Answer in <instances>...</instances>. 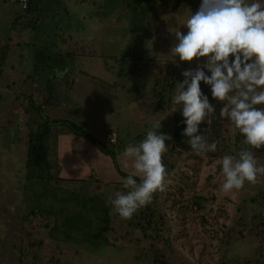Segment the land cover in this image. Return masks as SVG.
Returning a JSON list of instances; mask_svg holds the SVG:
<instances>
[{
  "label": "rangeland",
  "instance_id": "obj_1",
  "mask_svg": "<svg viewBox=\"0 0 264 264\" xmlns=\"http://www.w3.org/2000/svg\"><path fill=\"white\" fill-rule=\"evenodd\" d=\"M129 1L130 5L127 0H28L31 10L39 7L42 15L20 31L11 26L27 10L17 0H0V49L8 42L0 68V264H155L152 255L157 248L165 252L168 264H264V241L243 229L251 227L252 216L264 209V201L250 200L259 189L264 192V175H258L255 184L246 182L241 190L224 193L217 163L223 152L211 163L187 154L163 155L169 166L165 187L149 203L154 219L162 224L146 231L151 237L130 227L128 220L121 221L111 206V229L99 242L93 237V214L102 210V201L90 213H81L80 221L69 218L73 213L63 212L58 203L46 216L44 207L52 204L50 185L41 182L45 192H40L32 186L38 182L26 178L25 143L14 137L27 135L31 96L37 104L46 96L36 72L47 67L59 69L51 80L57 86L52 101L58 104L42 103L35 117L64 121L50 122L44 138L55 173L67 181L91 172L106 183L113 180L101 190L88 183L81 195L107 194L108 200L125 193L118 170L134 171L125 149L138 145L155 120H162L159 131L168 128L172 135L173 104L164 99L157 106L151 95L154 65L173 61L169 51L175 33L187 31L184 23L201 0H181L175 13H163L156 2L144 6L143 0ZM67 120L89 137L74 132ZM109 131L116 132L111 143L117 150L114 160L97 146L107 143ZM231 135L233 130L226 135L231 143L227 153L234 155L237 147ZM257 161L264 165V159ZM67 185L72 189L79 183ZM54 186L64 197V190ZM33 194L39 197L36 205ZM217 207L225 209L227 218ZM40 209L42 214L37 213ZM234 229L244 237L233 232L229 242L228 230Z\"/></svg>",
  "mask_w": 264,
  "mask_h": 264
},
{
  "label": "clouds",
  "instance_id": "obj_2",
  "mask_svg": "<svg viewBox=\"0 0 264 264\" xmlns=\"http://www.w3.org/2000/svg\"><path fill=\"white\" fill-rule=\"evenodd\" d=\"M186 32L175 33L170 55L177 67L183 63L195 67L182 72L172 96L173 112L179 107L185 125L182 135L197 154L215 152L217 143H209L208 119L216 112L211 100L222 102L219 116L229 121L243 136V148L234 155H225L220 164L224 182L221 190H241L245 183H257L264 175V165L251 149L264 147V3L260 0H201L198 9L184 23ZM162 120H155L145 138L128 146L124 156L131 158L133 173L123 181L126 193L117 192L112 207L121 219H131L140 208L151 203L154 193L163 191L166 167L163 154L171 136L159 131ZM110 133V132H109ZM133 176H139L138 183Z\"/></svg>",
  "mask_w": 264,
  "mask_h": 264
},
{
  "label": "trees",
  "instance_id": "obj_3",
  "mask_svg": "<svg viewBox=\"0 0 264 264\" xmlns=\"http://www.w3.org/2000/svg\"><path fill=\"white\" fill-rule=\"evenodd\" d=\"M136 1V0H135ZM145 1V5H151L153 6L156 3V7L160 5L162 8H164L162 11H166V13H175L177 11V8L179 6V3L181 0H143ZM156 2V3H155ZM159 2H161L159 4ZM261 3H264V0H260ZM127 3L130 5V1L127 0ZM40 5V3H39ZM32 7H29L28 2V8L26 9L25 13L18 16V18L15 20L14 24L11 26V28L19 29L20 31L26 30V28L29 26V24H32L31 21L36 22V19L42 15L41 9L36 8L35 10H31ZM147 24H149V21H147ZM150 27V26H149ZM151 29V28H150ZM11 32V31H9ZM28 33L25 31V34ZM28 35V34H27ZM8 42L5 41L2 45V48L0 49V68H2V65L4 61H6L7 53H8ZM12 44V42H11ZM195 67V62L192 64L189 63H183L179 67L176 66L174 61L164 62L160 65H154L155 74L153 78V86L151 89V95L155 99V103L157 106H160L161 103H163L164 99L168 103H172V96L176 94V89L178 87V83L183 81L184 77L182 76V72L185 70H188L190 68ZM58 68H46L44 70L36 72V74H39V81L40 86L42 87V93L46 96L44 97V100L42 102H39L38 104L35 103L36 99H34L32 96L30 98V107H31V114L30 119L28 122L29 130L27 132V135L22 138L18 137L19 135H16L14 138L17 140L19 138L23 139L25 143L26 148V156L24 161V167H25V176L27 179L33 180V182H38L32 184L35 188H37L40 192H45V188L41 187L43 184L50 185L49 191L51 190L49 194V200L52 202V204H47V206L44 207L45 215L46 213L50 214L55 207V203H58V205H61L63 212L73 213L72 216L69 218H73V220L80 221L82 218L81 213H90L93 210L92 206H98V202L102 201L100 205H102V210H100L99 213L93 214L95 217V232L93 234V237L99 238L101 242V239L105 236L104 233H106L108 230L111 229V217L109 216V211L112 206L111 200L113 199H105V196L107 194L102 195H92L91 193L85 192L84 195H81L82 189L86 188L85 186L88 183L95 184V189L101 190L102 187L107 183H113V180L106 183V179L102 178V176L98 173L94 174L91 172L89 175L84 176L80 179H73L70 181H67V179H64L60 177L57 173L54 171V163L52 164L49 159L48 155L46 153L45 149V133L46 129L52 127L55 123L64 122L63 119H55L52 121L49 120H42L41 116L38 118L35 117V115L39 113V108L44 106H50V107H56L58 104V101L53 102L52 100L55 98V89L56 85L51 83V80L56 78ZM43 72V73H42ZM62 73V72H61ZM182 78V79H181ZM181 79V80H180ZM202 90L209 95L210 101L214 104V107L216 109V112L212 114L208 119H211V124L208 126L206 123H202L200 125L201 132H204V130L207 128V131L204 133L207 137V140L209 143L215 141L217 143V150L215 152H208L203 154H197L194 150H192L190 144L186 142V137L182 135L183 129L185 125L182 123L183 117L181 113L179 112V107L176 106V111L173 112V132L172 135L170 134L169 129L164 128L162 129L163 133L168 134L171 136V142L170 140L166 141V147L167 151L163 154L165 155H171L173 153L177 154H187L189 158H195V159H207L208 162H213L215 158H217L219 155H229L230 153H227L228 148L231 146V143L229 144L226 140V135H228L231 130H233V135H231L232 144L237 147V153L241 151L243 148H247L249 146L243 144V136H241L238 131L235 130L234 126L229 123L228 120L222 119L219 116V112L221 107L223 106L222 102H216L211 100L210 92L207 86H204L203 83L201 84ZM40 98V96H39ZM43 103V105H41ZM258 107H264V106H258ZM173 110V109H172ZM38 111V113H37ZM53 123L50 125L49 123ZM71 121L67 120V126L72 128L74 132L84 134V136L89 137V133H87L83 129L76 128L75 125H72L70 123ZM110 132V131H109ZM108 131L104 134V136H107ZM94 144H97V141H94ZM98 148L103 151V153L109 155L112 157V159H115V154H117V150H114L112 148V145L107 141V143H98ZM253 151L254 156L256 159H264V147H261L260 149H251ZM223 152V155H222ZM226 152V153H225ZM219 156V157H220ZM163 163L166 167V173L169 171L168 162L163 159ZM56 164V163H55ZM115 167L118 170V165L115 162ZM119 174L123 176L122 178L126 179L127 176L131 173H125L121 170H118ZM134 179L137 180V182H140V177L133 176ZM78 181V182H76ZM42 182V183H41ZM119 183H123V181H118ZM73 185L75 183H79V185H73L72 189L68 187L67 184ZM72 183V184H71ZM80 183L85 184L82 186ZM57 184L56 186H54ZM57 188V190H64V197H61V195L58 194V192L53 189ZM81 188V189H80ZM180 189V187H178ZM70 189V190H69ZM124 189V187L122 188ZM85 191V189H84ZM127 192L128 189H125ZM125 192V193H126ZM34 193V192H33ZM48 193V191H47ZM96 198H99L96 200ZM205 198V197H202ZM202 198H200L202 200ZM39 199L38 196L33 194V197L31 198V201L34 200L33 205H36L37 200ZM250 200L252 202H258L264 201V192H262L261 189L257 191L255 196H251ZM176 202V200H175ZM67 205H69V208H67ZM63 208H66L65 210ZM219 214H222L225 218H227V214L225 212V209L222 207H217ZM97 209H100L97 208ZM42 210H36L37 213L42 214ZM36 211H33V215H35ZM28 215H32L31 213H27ZM154 212L153 208H151L150 204H147L144 209H141L133 214L131 219H124L125 221L128 220L129 226H133L135 229H139V231L142 233L144 237L149 236L151 237V234H146V231H150L151 229H155L157 226L162 224V222L158 223V219H154ZM47 216V215H46ZM67 218V216H66ZM67 218V219H69ZM81 218V219H80ZM164 217L161 215L159 217L160 219H163ZM123 219H121L122 221ZM252 225L251 227L244 226L243 229L250 235L260 238V240L264 241V209L261 211V213L254 214L251 218ZM239 224V221H238ZM157 229L156 231H158ZM233 232H237L241 237H244L242 235V231L238 229L237 231L234 230H228V241H232ZM153 238H155V235L153 234ZM104 240H107L106 237ZM96 243L94 245L98 246L101 243ZM264 250V248H263ZM165 252L161 248H157L155 252L153 253L152 257L155 264H168V261L166 259V256L164 254ZM62 264V263H57Z\"/></svg>",
  "mask_w": 264,
  "mask_h": 264
},
{
  "label": "built area",
  "instance_id": "obj_4",
  "mask_svg": "<svg viewBox=\"0 0 264 264\" xmlns=\"http://www.w3.org/2000/svg\"><path fill=\"white\" fill-rule=\"evenodd\" d=\"M19 4L21 5V8L26 10L28 8V0H17ZM110 135L108 136V142L114 143L116 141V132L115 131H110Z\"/></svg>",
  "mask_w": 264,
  "mask_h": 264
}]
</instances>
